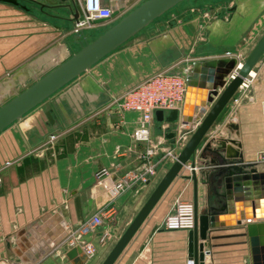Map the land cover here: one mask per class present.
<instances>
[{
  "label": "crops",
  "instance_id": "crops-1",
  "mask_svg": "<svg viewBox=\"0 0 264 264\" xmlns=\"http://www.w3.org/2000/svg\"><path fill=\"white\" fill-rule=\"evenodd\" d=\"M54 1L57 5L49 0L33 2L38 14L22 25L0 17V92L6 90V96L22 88L24 81L29 82L24 78L27 74H45L88 39L74 32L76 21L65 3ZM125 2L103 0L114 10ZM132 8L104 25L90 24L83 31L111 26ZM263 34L264 0L185 4L172 17L142 29L135 38L3 130L0 264H74L67 256L70 248L64 241L66 235L71 229L86 226L95 213L103 212V225L86 233L96 254L91 259L81 255L83 264H102L171 166L162 160L149 183L124 193L113 189L126 172L140 167V155L146 147V143L132 138L139 113H120L116 100L158 71L180 73L187 78L196 61L235 56L243 63ZM236 70L239 68L233 72ZM227 80H231L230 76ZM245 81L247 86H239L192 160L114 264L188 263L190 230H169L164 222L178 199L194 201V182L187 177L192 174V163L198 179L200 212L209 202L218 205L219 201H227L224 174L231 166L249 169L248 164H254L264 171V162L259 159L264 153V55ZM223 90L219 88V95ZM204 92L207 96L208 90ZM202 94L197 86L193 117ZM212 106L207 102L201 120ZM201 120L184 121L182 110L174 124L160 122L155 115L153 140L162 150L158 159L168 149L181 146L180 150L190 138L183 136L185 130L199 126ZM230 123L238 128H229ZM171 132L175 136H168ZM238 188L233 181V205L246 200L245 189ZM237 209L242 211L244 206ZM237 217V212L220 215L219 221L226 226L209 233L205 249H210V254L206 261L251 264L246 229L235 226Z\"/></svg>",
  "mask_w": 264,
  "mask_h": 264
},
{
  "label": "water",
  "instance_id": "water-1",
  "mask_svg": "<svg viewBox=\"0 0 264 264\" xmlns=\"http://www.w3.org/2000/svg\"><path fill=\"white\" fill-rule=\"evenodd\" d=\"M0 1L20 6L18 0ZM49 1L51 4L57 5L56 1ZM62 1L72 11L73 19L76 22L85 19L86 14L76 0ZM183 1L185 0H143L142 2L140 0H126L125 4L115 9L110 17L89 19L91 25H104L126 12L127 9L134 7L94 40L87 41L85 39L86 43L77 52L72 53L66 60L50 71L41 76L36 72L32 75L27 74V77H24L25 80L30 79L31 81H24L22 88L10 92L9 96L14 95L0 104V133ZM78 36L85 37V32L82 31ZM263 55L264 34L239 70L236 71L235 77L229 81L227 78L239 65L237 57L227 56L194 62L192 74L186 78L187 92L182 108L183 120L198 122L206 112L205 105L207 102L213 103V106L201 120L200 125L179 152L176 161L171 164L102 264H114L168 187L180 175L183 167L192 160L203 137ZM197 86L202 89L203 94L201 100L197 101L196 106H194L196 116L193 117L191 112L195 102L194 96ZM219 88H224L220 95ZM205 89L208 90L207 96L204 94ZM6 93V90L0 92V101L8 97L5 95ZM218 95L219 97L216 100ZM155 115L160 122L165 120L174 124L179 119L180 111L172 109L165 116V111L157 110ZM228 127L238 128L233 123L228 124ZM168 136H175V132L168 133ZM248 165L249 169H246L243 165H233L228 168L224 174L227 201H219L218 205L209 202L207 208L200 212L197 197L198 179L194 169L195 165L191 164L192 174L187 177L194 182L195 226L190 230L189 257L195 260V264H205L204 251L208 244L209 233L226 226L224 222L219 221L220 215L226 212H237L238 217L235 226L246 229L251 264H264V171L260 172L254 164ZM233 181L239 187L238 189L243 187L246 192V200L244 202L239 201L238 204L234 203V205L231 196ZM242 206H244V210L238 211L237 208ZM244 220H246V223L243 222ZM81 254L82 248L80 246L73 247L67 252L68 258L73 260L74 264H83Z\"/></svg>",
  "mask_w": 264,
  "mask_h": 264
},
{
  "label": "built area",
  "instance_id": "built-area-1",
  "mask_svg": "<svg viewBox=\"0 0 264 264\" xmlns=\"http://www.w3.org/2000/svg\"><path fill=\"white\" fill-rule=\"evenodd\" d=\"M76 1L81 5L86 14L84 20L76 22L74 27L76 34H80L85 27L90 26L89 19L108 18L114 12V8L104 5L103 0ZM236 71L231 73L230 79L235 77ZM243 85L247 86L245 79L240 86ZM186 92L187 81L185 75L169 71H158L125 91L116 100L120 113L128 111H136L139 113L137 127L132 132V138L135 142L146 143V147L140 155V167L126 172L113 184L112 187L117 193L128 192L136 186L149 183L157 174L158 164L162 160L168 161L169 164L176 161L179 152L185 145L180 150L179 148L181 146L166 150L162 158L158 159L162 150L159 143L153 140L155 114L157 110L168 112L172 109H178L181 111L185 102ZM182 126L184 127V124ZM197 127L195 126L190 130H185L183 133L185 139L191 137ZM187 133H190V135ZM259 159L264 162V153L261 154ZM103 172L107 173L108 171L104 168ZM2 180L3 177L0 172V184ZM104 219V213L97 212L87 221L86 226H82L76 230L71 229L64 240L66 241L67 247L71 249L80 246L82 248L81 255L84 258L91 259L94 257L97 249L91 241L87 240L86 233L90 229H96L102 226ZM164 226L169 230H192L195 226L194 201L178 199L175 202L173 211L167 215ZM204 252L206 257L207 254H210V249H205ZM187 264H195V260L189 258ZM205 264L215 263L212 260L209 262L205 260Z\"/></svg>",
  "mask_w": 264,
  "mask_h": 264
},
{
  "label": "rangeland",
  "instance_id": "rangeland-1",
  "mask_svg": "<svg viewBox=\"0 0 264 264\" xmlns=\"http://www.w3.org/2000/svg\"><path fill=\"white\" fill-rule=\"evenodd\" d=\"M18 1L20 2V6L0 1V17L1 18L14 19V22L16 24L22 25L23 22L29 21L32 17L34 18L35 16H37L38 10L35 9V7H34L35 5H32V3L35 2L34 0H18ZM204 1H206V0H185V1L181 2L180 4H178L175 8L167 11L165 14H163L161 17H159L156 21L152 22L150 25L156 24L158 20L167 19L169 17H172L173 13L176 11H179L181 9V7L183 8V5L185 6V4L186 5L187 4H202ZM209 1H212V4H214V3H220L221 1H224V0H209ZM23 6L29 8V10L33 11L32 14H29V12H28L29 10L28 11L25 10L23 8ZM150 25H148V26H150ZM109 27H111V26H108V27H102L101 26V27H98L97 29L86 30L85 36H87V38H88L87 41L94 40L95 38L100 36L105 30H107ZM136 36L137 35H135V37ZM135 37H132L131 39H133ZM85 43H86V40L83 44L80 45V47L75 49V52L78 51ZM13 95H10L6 99L0 101V104L7 101Z\"/></svg>",
  "mask_w": 264,
  "mask_h": 264
},
{
  "label": "bare ground",
  "instance_id": "bare-ground-1",
  "mask_svg": "<svg viewBox=\"0 0 264 264\" xmlns=\"http://www.w3.org/2000/svg\"><path fill=\"white\" fill-rule=\"evenodd\" d=\"M239 66H242V63L241 62H239V65H238V67ZM192 109H193V106H192ZM52 240H54L55 241V238H53Z\"/></svg>",
  "mask_w": 264,
  "mask_h": 264
},
{
  "label": "trees",
  "instance_id": "trees-1",
  "mask_svg": "<svg viewBox=\"0 0 264 264\" xmlns=\"http://www.w3.org/2000/svg\"><path fill=\"white\" fill-rule=\"evenodd\" d=\"M174 8H175V7H174ZM156 20H157V19H156ZM156 20H155V21H156Z\"/></svg>",
  "mask_w": 264,
  "mask_h": 264
}]
</instances>
